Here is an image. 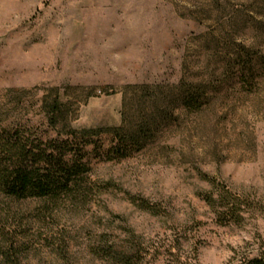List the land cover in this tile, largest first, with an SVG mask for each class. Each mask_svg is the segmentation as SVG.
I'll return each instance as SVG.
<instances>
[{"label": "rangeland", "instance_id": "1", "mask_svg": "<svg viewBox=\"0 0 264 264\" xmlns=\"http://www.w3.org/2000/svg\"><path fill=\"white\" fill-rule=\"evenodd\" d=\"M264 58V0H0V107L39 116L58 88L72 126L107 131L134 113L137 85L206 82L199 111L175 109L142 151L94 161L85 199L0 195V255L20 264H111L142 241L147 264H238L264 246V65L252 89L227 61ZM171 91V92H172ZM22 97L25 107H18ZM204 171L249 195L239 221L202 194ZM139 200H147L152 210Z\"/></svg>", "mask_w": 264, "mask_h": 264}, {"label": "trees", "instance_id": "2", "mask_svg": "<svg viewBox=\"0 0 264 264\" xmlns=\"http://www.w3.org/2000/svg\"><path fill=\"white\" fill-rule=\"evenodd\" d=\"M239 52L227 61L243 86L252 89L264 58L251 48L238 46ZM134 90V113H125L120 125L111 127L109 139L100 141L101 130L76 128L70 122L71 107L59 89L52 88L38 100L39 116H11L0 107V195L14 200L30 198L61 201L85 199L93 182L94 161H122L144 150L157 134L175 119V109L199 111L210 102L211 86L206 82H181L176 92L148 84ZM22 97L17 108L25 107ZM200 177L214 189L202 194L205 202L226 220L239 221L249 203V195L200 171ZM94 186V184H93ZM140 206L152 210L147 200ZM142 241L134 238L128 248L109 245L111 264H147L141 254ZM0 264H20L0 255ZM238 264H264V246L259 254L245 257Z\"/></svg>", "mask_w": 264, "mask_h": 264}]
</instances>
